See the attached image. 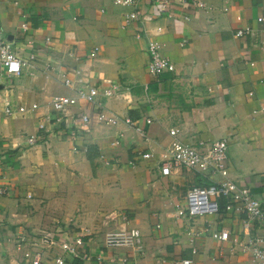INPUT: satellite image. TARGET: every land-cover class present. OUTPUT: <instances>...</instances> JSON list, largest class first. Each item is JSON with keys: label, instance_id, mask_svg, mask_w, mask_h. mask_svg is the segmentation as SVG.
Segmentation results:
<instances>
[{"label": "crops", "instance_id": "0c3cea01", "mask_svg": "<svg viewBox=\"0 0 264 264\" xmlns=\"http://www.w3.org/2000/svg\"><path fill=\"white\" fill-rule=\"evenodd\" d=\"M205 1L210 11L175 0L178 18L161 15L144 25L126 23L131 9L113 0H0L6 37L18 54L37 55L19 76H8L0 62V107L29 109L0 123V174L10 189L0 197V264H24L15 249L18 234L37 239L43 229L57 233L56 240L83 234L87 250L103 253L107 264H131L127 251L103 247L106 230L124 221L142 232L139 264H177L183 258L193 264H253L247 253H231L208 233L194 243L187 234L191 223L179 209L187 190L222 182V176L210 170H175L171 177L160 172L171 129L191 143L226 139L229 179L263 197L264 0ZM247 27L250 33L237 35ZM150 40L173 64L160 76L148 68ZM62 73L74 87L119 85L102 102L122 119L138 121L144 133L124 122L93 123L77 127L81 136L73 142L67 134L74 127L71 118L57 120L50 104L54 96L74 95ZM33 104L39 108L31 110ZM92 108L79 101L69 114ZM122 131L125 138L113 146ZM33 135L37 141L28 145ZM244 221L245 215L221 211L198 218L196 227L211 223L219 230L264 233L258 223L247 230ZM47 254L45 264H53L50 259L63 252L52 246Z\"/></svg>", "mask_w": 264, "mask_h": 264}, {"label": "built area", "instance_id": "2783aa9c", "mask_svg": "<svg viewBox=\"0 0 264 264\" xmlns=\"http://www.w3.org/2000/svg\"><path fill=\"white\" fill-rule=\"evenodd\" d=\"M115 3L130 8L125 12L126 23L140 21L141 24L166 15L171 18H178V4L175 0H113ZM148 6L147 11L143 12V6ZM185 5L192 10L212 9L205 0H185ZM185 20H190L191 15L184 14ZM264 20V17L260 18ZM24 29H28L24 25ZM249 27L239 29L237 35L250 33ZM141 37V31L138 33ZM33 41H29L32 44ZM150 60L148 68L151 73L160 76L172 69L173 64L169 57L161 53V45L155 41H149ZM37 61V55L31 53L29 56H22L15 50L14 44L10 41L3 29L0 16V62L4 67L5 73L12 76L22 74L24 68L32 66ZM63 83L66 87L74 90V95L54 96L50 101L53 111L57 114V120H62L68 116L72 120L73 128L70 129L69 138L75 142L80 136L81 131L77 129L80 125L88 127L93 123L106 126H117L126 123L130 128L143 134L145 128L138 121L131 118L122 119L119 115L111 112L102 102V97H110L117 90L119 85L112 84L104 89L100 84H87L81 87H74V81L66 73H62ZM79 101H84L93 106L92 111L81 112L70 115L71 108ZM38 104H33L30 109L36 110ZM29 109L24 105L13 106L8 104L0 107V123L5 118L15 114H25ZM147 124L152 121L148 119ZM173 137L172 143L167 148V158L161 163L160 172L163 176L171 177L175 170H194L204 172L210 170L212 174L222 176V182H214L207 185L194 184L187 190L185 205L181 206L180 213L184 214L191 226L187 231L190 241L194 243L204 234H209L213 239L221 243H227L231 253H247L253 264H264V233H245L233 232L229 229H216L208 223L204 230L196 227L197 219L210 214L222 212L245 215V228L252 229L255 223L264 226V189L263 197H259L255 191L249 187L239 186L229 179V143L226 139L213 142L199 140L198 142H186L179 138V131L171 129ZM125 138L124 132H119L112 141L113 146L121 144ZM37 141L36 136L27 139L28 145H33ZM74 151L80 150L79 146L73 147ZM118 166L122 164L120 159L116 160ZM129 165L135 166L136 161L131 160ZM10 189L0 174V197L8 195ZM185 206V207H184ZM246 230V231H247ZM84 234H89L85 229ZM57 233L47 229L40 230L37 239H29L26 234H18L16 239V252L22 255L24 264H45L48 260V249L52 246H59L63 254L53 256V264H107L103 253H92L87 250V241L83 234H77L73 238L58 239L54 238ZM52 238L49 244H45L46 238ZM53 244V245H52ZM103 247L107 250L122 249L128 252L131 264H139L145 254V244L143 235L139 228L128 226L124 221L116 229H107L104 235ZM192 252L198 253V248L193 247ZM191 258H183L177 264H193Z\"/></svg>", "mask_w": 264, "mask_h": 264}, {"label": "trees", "instance_id": "16d2710c", "mask_svg": "<svg viewBox=\"0 0 264 264\" xmlns=\"http://www.w3.org/2000/svg\"><path fill=\"white\" fill-rule=\"evenodd\" d=\"M91 154V152H90V149H89V155ZM201 185H204V184H201Z\"/></svg>", "mask_w": 264, "mask_h": 264}]
</instances>
